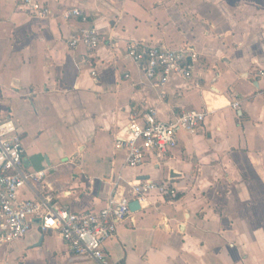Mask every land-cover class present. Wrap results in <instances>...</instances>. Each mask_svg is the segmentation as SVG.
<instances>
[{
	"label": "crops",
	"instance_id": "0c3cea01",
	"mask_svg": "<svg viewBox=\"0 0 264 264\" xmlns=\"http://www.w3.org/2000/svg\"><path fill=\"white\" fill-rule=\"evenodd\" d=\"M51 16L0 0V120L13 119L23 171L47 172L20 198L71 212H99L130 185L150 192L105 243L106 262L75 256L54 232L33 229L0 247V264H264V0H39ZM71 9L82 18L65 19ZM96 29L94 50L69 46ZM199 54L190 80L164 88L127 56L130 44ZM128 76V78H126ZM239 102V109L231 104ZM156 110L169 123L205 112L202 128L178 133L162 159L127 166L116 147L135 115ZM44 187V188H43Z\"/></svg>",
	"mask_w": 264,
	"mask_h": 264
},
{
	"label": "built area",
	"instance_id": "2783aa9c",
	"mask_svg": "<svg viewBox=\"0 0 264 264\" xmlns=\"http://www.w3.org/2000/svg\"><path fill=\"white\" fill-rule=\"evenodd\" d=\"M22 6L31 16H51L50 10L39 0H23ZM77 17L86 21L79 9H71L65 15V19ZM99 42L96 29H80L71 36L69 46L76 49L82 44L94 50ZM127 56L141 67L148 80L157 81V88H164L173 75L190 80L199 60V54L189 44L173 51L133 43L127 47ZM257 77L264 78V72H259ZM231 107L238 110L239 102ZM204 121L205 112L184 110L165 123L159 120L156 110L150 109L131 119L126 137L119 138L116 147L126 150L127 166L135 169L149 156L164 158L177 148L179 132L193 135ZM24 153L16 122L11 118L0 120V247L22 240L38 228L42 233L58 234L75 256L106 262L105 243L115 237L118 224L131 214L129 197L113 196L99 212L82 213L62 208L50 195L40 201L21 199L23 188L31 183L44 186L48 175L46 171H23ZM129 187L136 202L145 200L152 191L176 195L175 191L154 181H142Z\"/></svg>",
	"mask_w": 264,
	"mask_h": 264
},
{
	"label": "water",
	"instance_id": "95a60500",
	"mask_svg": "<svg viewBox=\"0 0 264 264\" xmlns=\"http://www.w3.org/2000/svg\"><path fill=\"white\" fill-rule=\"evenodd\" d=\"M140 209L139 203L138 202H132L130 204V210L131 212L137 211Z\"/></svg>",
	"mask_w": 264,
	"mask_h": 264
}]
</instances>
